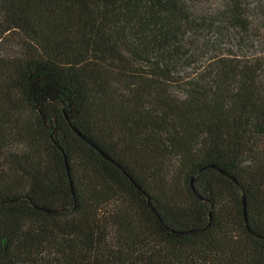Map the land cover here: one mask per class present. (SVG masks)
Masks as SVG:
<instances>
[{
	"label": "trees",
	"instance_id": "1",
	"mask_svg": "<svg viewBox=\"0 0 264 264\" xmlns=\"http://www.w3.org/2000/svg\"><path fill=\"white\" fill-rule=\"evenodd\" d=\"M262 19L0 0V264H264Z\"/></svg>",
	"mask_w": 264,
	"mask_h": 264
},
{
	"label": "water",
	"instance_id": "2",
	"mask_svg": "<svg viewBox=\"0 0 264 264\" xmlns=\"http://www.w3.org/2000/svg\"><path fill=\"white\" fill-rule=\"evenodd\" d=\"M245 206V205H244ZM210 215V214H209ZM244 217H245V220H246V210L244 208Z\"/></svg>",
	"mask_w": 264,
	"mask_h": 264
},
{
	"label": "rangeland",
	"instance_id": "3",
	"mask_svg": "<svg viewBox=\"0 0 264 264\" xmlns=\"http://www.w3.org/2000/svg\"><path fill=\"white\" fill-rule=\"evenodd\" d=\"M260 22L264 23V20L262 19Z\"/></svg>",
	"mask_w": 264,
	"mask_h": 264
}]
</instances>
